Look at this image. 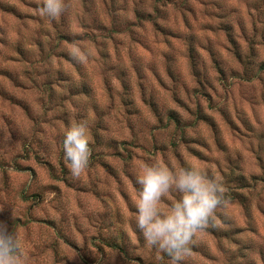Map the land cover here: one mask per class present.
<instances>
[{"label": "rangeland", "instance_id": "obj_1", "mask_svg": "<svg viewBox=\"0 0 264 264\" xmlns=\"http://www.w3.org/2000/svg\"><path fill=\"white\" fill-rule=\"evenodd\" d=\"M69 3L52 22L37 0H0V220L29 264H167L125 192L132 161L178 151L239 194L183 264H264V0ZM74 42L94 47L86 65L66 54ZM89 116L92 166L75 179L61 130Z\"/></svg>", "mask_w": 264, "mask_h": 264}, {"label": "clouds", "instance_id": "obj_2", "mask_svg": "<svg viewBox=\"0 0 264 264\" xmlns=\"http://www.w3.org/2000/svg\"><path fill=\"white\" fill-rule=\"evenodd\" d=\"M70 7L69 0H37L38 15L47 21L58 22ZM66 54L86 65L95 57V49L74 42ZM93 123L90 116L70 120L61 130V159L72 178H84L92 166ZM141 159L142 163L129 165L135 191L125 192L135 212L136 228L157 260L183 264L199 233L210 226L220 228L222 221L233 218L224 176L213 165L179 151ZM0 264H29L21 231L4 220H0Z\"/></svg>", "mask_w": 264, "mask_h": 264}, {"label": "trees", "instance_id": "obj_3", "mask_svg": "<svg viewBox=\"0 0 264 264\" xmlns=\"http://www.w3.org/2000/svg\"><path fill=\"white\" fill-rule=\"evenodd\" d=\"M138 14H139V17H141L143 15L142 12H139ZM249 64H250V62H248V67H249ZM258 66H259V70L264 71V62H261ZM247 73H248V71H247ZM176 121H179V120L176 119ZM246 182H247V179L245 181V178H243V177L237 178V183L241 187H246L247 186ZM236 193L237 192H235V193L231 192V199L237 198L236 195H239V194H236ZM112 245L115 246V247L119 246V244H117V243H113Z\"/></svg>", "mask_w": 264, "mask_h": 264}]
</instances>
